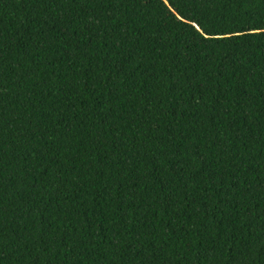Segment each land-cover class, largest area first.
Returning a JSON list of instances; mask_svg holds the SVG:
<instances>
[{
    "label": "trees",
    "instance_id": "1",
    "mask_svg": "<svg viewBox=\"0 0 264 264\" xmlns=\"http://www.w3.org/2000/svg\"><path fill=\"white\" fill-rule=\"evenodd\" d=\"M170 4L0 0V264H264V42L181 18L264 0Z\"/></svg>",
    "mask_w": 264,
    "mask_h": 264
},
{
    "label": "snow or ice",
    "instance_id": "2",
    "mask_svg": "<svg viewBox=\"0 0 264 264\" xmlns=\"http://www.w3.org/2000/svg\"><path fill=\"white\" fill-rule=\"evenodd\" d=\"M191 2L197 5H204L208 4L210 0H191ZM215 2L220 3L222 0H215ZM224 2L240 4L244 0H224ZM247 2H251V0H247ZM162 5H168L170 8L174 7V5L170 4V0H162ZM177 11L179 10L177 9ZM181 18L184 24L190 25L189 31L195 37L194 42L196 43H210L216 46L230 43H248L251 46L252 42L255 41L264 42V14L260 16L245 14L241 17L238 13L233 12L232 18L220 22L225 24L223 28L213 24H206L199 19L193 22L187 16ZM229 24L231 27L227 26ZM0 243H2V237H0Z\"/></svg>",
    "mask_w": 264,
    "mask_h": 264
}]
</instances>
